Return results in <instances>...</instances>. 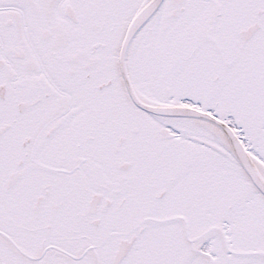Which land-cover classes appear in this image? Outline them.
Masks as SVG:
<instances>
[{
  "label": "snow or ice",
  "instance_id": "obj_1",
  "mask_svg": "<svg viewBox=\"0 0 264 264\" xmlns=\"http://www.w3.org/2000/svg\"><path fill=\"white\" fill-rule=\"evenodd\" d=\"M0 264H264V0H0Z\"/></svg>",
  "mask_w": 264,
  "mask_h": 264
}]
</instances>
